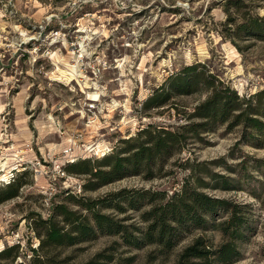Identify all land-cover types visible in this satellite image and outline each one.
<instances>
[{
    "label": "rangeland",
    "instance_id": "1",
    "mask_svg": "<svg viewBox=\"0 0 264 264\" xmlns=\"http://www.w3.org/2000/svg\"><path fill=\"white\" fill-rule=\"evenodd\" d=\"M252 1L258 5L253 13L264 16V0L245 3ZM224 2L0 0V198L9 182H21L18 195L0 201V250L19 245L16 262L30 263L31 249L41 242L36 220L49 219L59 203L86 212L75 194L95 199L148 189L172 196L186 183L197 186L201 176L209 183L201 191L227 199L230 208L214 220L209 216L206 229L185 231L171 253H160L156 245L135 248L119 235L105 234L57 248L56 260L176 264L198 236L215 245L225 241L211 225L228 219L236 205L244 215L245 238L232 264H264L263 138L258 144L244 123L233 124L239 110L224 122H210L199 110L214 88L228 87L232 105L235 96L249 102L243 108L264 105V93L261 101L254 97L264 92V40L224 38ZM191 65L202 72L199 82L195 72L185 71ZM157 93L162 94L159 104L147 106ZM206 121V128L189 131ZM148 127L185 134L150 171L85 190L91 176L66 170L70 162L89 159L95 165L97 157L122 151L127 147L122 139L141 140V130ZM146 208L104 212L145 227L141 213Z\"/></svg>",
    "mask_w": 264,
    "mask_h": 264
},
{
    "label": "trees",
    "instance_id": "2",
    "mask_svg": "<svg viewBox=\"0 0 264 264\" xmlns=\"http://www.w3.org/2000/svg\"><path fill=\"white\" fill-rule=\"evenodd\" d=\"M257 3H245V0H225L224 8L228 15L222 23L221 31L224 38L234 40L236 37L249 36L264 40V16L253 13ZM197 65L186 68L187 73H193L195 81L200 80L201 73L196 72ZM190 75V74H189ZM177 80L182 79L176 78ZM184 81L187 77L183 78ZM209 86H214V81L205 78ZM181 82L176 85L180 86ZM187 86V84L185 85ZM229 88L217 90L200 106L202 116L210 122L220 119L227 121L233 116L235 110L240 112L234 115V125L244 123L251 138H257L258 144L264 142V105L261 103L252 107L250 104L243 108L244 103H249L245 98L235 96L236 104L232 105L231 97L227 94ZM263 91L254 97L259 99ZM147 101L146 105L159 104V96ZM261 101V100H260ZM208 121L200 124H192L189 131H195V127H204ZM150 127V126H149ZM141 130L143 139L133 141L130 137L122 139L127 144L122 151L105 154L97 157V163L91 165V160L70 162L66 170L72 173L88 174L90 179L83 186L85 190H94L108 183L123 179L129 175L138 174L144 170L150 171L154 164L163 161L175 144H180L185 134L159 128L154 132L150 128ZM141 137V136H140ZM139 137V138H140ZM260 138H263V140ZM264 144V143H263ZM117 148V147H116ZM124 150V151H123ZM128 153L123 155V153ZM209 173V169L204 171ZM197 186L186 183L180 191L169 196L166 191L127 190L112 192L100 198L77 197L75 203L86 212L72 210L65 203H59L54 208V213L49 219L36 220V230L41 237L38 248H32L33 255L30 263L16 262L19 251L14 253L19 245H12L0 250V259L5 260L0 264H60L63 261L56 260L57 248L72 246L82 242L93 240L100 235H119L124 244L142 248L147 245H156L160 253L169 254L177 246L185 231L209 227L210 220H214L222 209L230 208V202L225 198H219L201 191V187H207L209 183L201 176L195 179ZM21 182L15 179L7 184L8 191L0 201L18 195ZM126 203L127 205H124ZM147 207L141 218L146 222L145 227H139L124 223V219L117 218L113 213H106V209H115L126 212L128 208L141 210ZM238 206L230 210V216L223 222L214 224L226 236V240L215 245L204 236H198L191 244L180 253L176 264H232L240 257V240L245 235L242 227L245 224L244 215L237 210ZM85 264H99L91 260Z\"/></svg>",
    "mask_w": 264,
    "mask_h": 264
},
{
    "label": "built area",
    "instance_id": "3",
    "mask_svg": "<svg viewBox=\"0 0 264 264\" xmlns=\"http://www.w3.org/2000/svg\"><path fill=\"white\" fill-rule=\"evenodd\" d=\"M93 101V100H92ZM94 102H97V100H94ZM92 107V106H91ZM73 150V149H72ZM70 161H73V159H71Z\"/></svg>",
    "mask_w": 264,
    "mask_h": 264
},
{
    "label": "bare ground",
    "instance_id": "4",
    "mask_svg": "<svg viewBox=\"0 0 264 264\" xmlns=\"http://www.w3.org/2000/svg\"><path fill=\"white\" fill-rule=\"evenodd\" d=\"M64 73V72H63ZM92 98V97H91ZM96 98V96H94L92 99H95Z\"/></svg>",
    "mask_w": 264,
    "mask_h": 264
}]
</instances>
